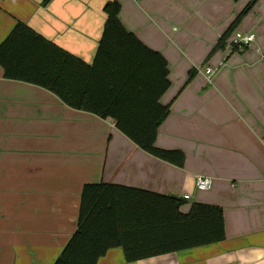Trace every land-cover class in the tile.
<instances>
[{
  "label": "crops",
  "instance_id": "crops-1",
  "mask_svg": "<svg viewBox=\"0 0 264 264\" xmlns=\"http://www.w3.org/2000/svg\"><path fill=\"white\" fill-rule=\"evenodd\" d=\"M45 1L0 0V45L22 22L92 64L107 18L104 8L114 0ZM116 1L124 27L167 61L171 85L159 103L172 106L156 145L181 150L184 166L140 149L114 119L73 109L50 90L6 79L0 66V264H54L76 231L83 187L99 183L188 196L192 203L223 209L224 240L130 264H264V122L252 117L236 134L223 129L220 116L204 106L212 75L235 57L251 69L260 63L255 76L264 79V53L256 44L262 60H248L250 52L239 56L224 50L209 59L189 43L185 47L192 57H185L184 69V53L170 40L177 31L167 37L163 30L181 19L183 0ZM202 6L206 13L196 18L199 22L209 19L207 11L219 21L208 32L207 50L218 48L225 25L239 9L228 0L197 9ZM205 60L215 66L210 81L206 69L212 67L202 71ZM197 176L212 179L208 196L197 192ZM98 264L129 263L115 247Z\"/></svg>",
  "mask_w": 264,
  "mask_h": 264
},
{
  "label": "trees",
  "instance_id": "trees-1",
  "mask_svg": "<svg viewBox=\"0 0 264 264\" xmlns=\"http://www.w3.org/2000/svg\"><path fill=\"white\" fill-rule=\"evenodd\" d=\"M46 0L45 2H47ZM259 0H252L247 13ZM121 5L106 4L103 34L92 64L67 53L18 22L0 45L8 80L52 91L67 106L111 118L117 129L146 153L183 167L185 154L157 147L160 125L171 112L159 99L169 89L167 61L145 46L119 19ZM232 32L226 31L218 48ZM190 79L193 71L189 72ZM116 184L83 187L76 231L54 264H98L121 247L127 263L210 245L225 239L223 209Z\"/></svg>",
  "mask_w": 264,
  "mask_h": 264
},
{
  "label": "rangeland",
  "instance_id": "rangeland-1",
  "mask_svg": "<svg viewBox=\"0 0 264 264\" xmlns=\"http://www.w3.org/2000/svg\"><path fill=\"white\" fill-rule=\"evenodd\" d=\"M192 1L193 4L189 2ZM220 0H183L185 3L184 13L181 19L178 20L176 25L169 28H163L167 37H171L173 30L177 31V36L170 38L175 44L178 53L181 55L184 53L183 62H186L185 57H192L190 51L185 47L189 43H193L195 47L203 49L202 55L214 58L217 56L216 52L219 50L236 53L241 56L247 52H250L248 60L256 61L261 58L262 55L257 52L255 46L258 45L259 49L264 53V0H259L251 10L244 13L245 8L252 0H228L232 7L239 9L237 14L233 15L228 24L225 25V30L221 33V37L232 28L231 34L223 41V47L217 48V44L213 49L207 50V40L209 30L211 27L219 24L218 18H215L211 11H207L209 19L203 18L202 21H198L196 18L203 15L206 11L203 10V6L197 9L201 4L214 7ZM193 15V16H191ZM191 16V17H190ZM214 19H212L211 17ZM256 25V26H255ZM250 29L256 36V43L244 48L243 50H232L230 43L227 45L229 49L225 47V43L232 41L236 33H245L244 29ZM230 41V42H231ZM219 43V42H218ZM183 44V45H182ZM243 60L240 57H235L226 66L220 67V70L216 75H212V85H208L210 91H208L204 97V106L214 110L220 118L218 122L222 125L223 129H230L233 132H239L240 126L246 123V120L255 117L258 121L264 122V79H260L255 76V69H258L260 74V63L254 68H249L242 63ZM204 64V65H203ZM202 71L205 72L206 65H210L214 71V65L209 64L208 61H203ZM263 66L264 77V62ZM201 64H199L200 66ZM244 65V66H243ZM188 66L185 63L184 69ZM214 73V72H213ZM218 76V77H217ZM217 77V80L215 79ZM202 100V99H201ZM204 107V108H206ZM249 116V117H248ZM237 134V133H236ZM199 195L208 196L209 191H198ZM192 201H187L182 210L188 212L192 205Z\"/></svg>",
  "mask_w": 264,
  "mask_h": 264
},
{
  "label": "built area",
  "instance_id": "built-area-1",
  "mask_svg": "<svg viewBox=\"0 0 264 264\" xmlns=\"http://www.w3.org/2000/svg\"><path fill=\"white\" fill-rule=\"evenodd\" d=\"M256 37L253 33H236L233 40L231 41L230 47L232 50H243L244 48L250 46ZM206 74L210 81V77L213 74V70L211 68L206 69ZM196 189L198 191H208L211 189L213 185L212 179L205 176H197L195 181ZM184 199H188V196H184Z\"/></svg>",
  "mask_w": 264,
  "mask_h": 264
}]
</instances>
